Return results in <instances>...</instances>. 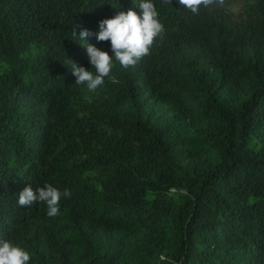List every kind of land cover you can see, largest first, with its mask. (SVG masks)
<instances>
[{"label":"trees","instance_id":"trees-1","mask_svg":"<svg viewBox=\"0 0 264 264\" xmlns=\"http://www.w3.org/2000/svg\"><path fill=\"white\" fill-rule=\"evenodd\" d=\"M152 2L150 54L89 91L71 61L141 0H0V240L29 264H264V0ZM45 183L54 217L17 202Z\"/></svg>","mask_w":264,"mask_h":264},{"label":"clouds","instance_id":"clouds-1","mask_svg":"<svg viewBox=\"0 0 264 264\" xmlns=\"http://www.w3.org/2000/svg\"><path fill=\"white\" fill-rule=\"evenodd\" d=\"M178 4L198 14L201 6L208 8L213 4H223V0H178ZM140 12L132 9L118 11L113 17L99 22V31L95 34L98 41L110 42L112 55L93 44H86V51L90 71L83 66H77L71 61V70L76 77L75 83L86 84L89 91H94L104 84L113 68V57L123 68L135 66L144 56L150 54V49L157 37L164 31L162 23L158 19V11L152 0H141L138 5ZM90 33L81 30L79 39ZM76 37V33L72 32ZM70 190L63 193L50 183L37 186H26L18 194L19 206H29L36 202H43L47 206V215L54 217L59 214L61 197H69ZM31 255L21 246L11 240H0V264H29Z\"/></svg>","mask_w":264,"mask_h":264}]
</instances>
